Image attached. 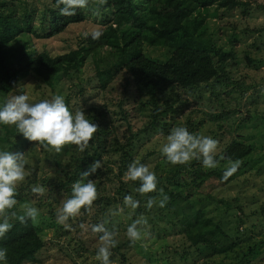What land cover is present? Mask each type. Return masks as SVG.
Instances as JSON below:
<instances>
[{"label": "rangeland", "instance_id": "374dc122", "mask_svg": "<svg viewBox=\"0 0 264 264\" xmlns=\"http://www.w3.org/2000/svg\"><path fill=\"white\" fill-rule=\"evenodd\" d=\"M240 1L249 4L248 14L244 15L241 8L223 11L212 7L207 16V22L208 32L212 35L216 47L231 50L235 53L234 61L228 66L229 75L233 82L241 83L243 87L235 84L228 87L224 83L216 84L214 88L217 97L211 96L210 90H207L203 96H200L199 92L174 91L179 94L183 103L176 102L173 107L175 112H169L168 115L161 116L154 126L155 128L138 137L133 152L136 153V161H139L144 154L153 152V155L144 164L156 174L161 175L165 171L171 170L175 165L169 163L161 155L160 146L166 141V136L172 127L177 125L186 126L187 121L194 122L196 125H198V121H201L202 125L198 126L194 133L210 135L218 141L215 155L219 154L221 151L220 146L222 143L225 144L230 137H235L252 145L253 156L256 159L242 169V171L246 170L242 177L234 178L223 187L210 189L206 185L204 189L193 191L196 196L191 199V202H194L198 208L200 199L205 197L203 202L205 214L215 221H221L223 231L226 234V236L210 244L212 245L213 254L211 253L212 256L207 257V262L214 264H264V225L259 223L261 221L258 219L255 221L257 229L254 232L244 230L238 223V213L234 207V199L238 200L237 203L245 206L247 211L261 210L259 207L262 203L264 204V31L260 33L256 31L264 26V0ZM8 2L10 3L9 7L16 9L17 16H23L25 10L29 7L39 10L43 7V4H49L51 0H15L13 3ZM97 2H101V0H89L88 6L84 10H94ZM85 15V21L68 26L64 32L54 37L48 39L31 37V39H27L29 42L28 49L31 52L30 56L45 50L49 51L51 55L64 54L77 46L80 37L85 36V32L90 33L94 29H103L98 23L100 15H92L91 12ZM142 53L159 61H164L167 56L163 48L147 45L142 47ZM104 58L108 67L99 78L95 76L94 64L88 61L80 68L79 73H72L68 77H61L56 80L51 89L31 74L20 82L19 87L12 95L23 92L32 101L48 99L55 94L63 95L70 110L82 108L91 120L94 112L97 110L102 112L103 125L109 126L110 129L113 127L112 123H114L115 134L118 137L121 136L120 141H124L123 138L128 134L138 132L149 124L153 109L148 107L147 99L138 97L130 85L124 95L127 98L122 106L123 111L128 114L127 121L130 124L128 129L127 124L121 119V111L117 105L119 99L123 97L122 91L125 78L128 76L123 66L124 62L115 68L112 66L118 59L113 53H107ZM100 67L103 69L101 65ZM247 86L255 87L246 91L243 95L240 88H246ZM258 95L263 98L258 97L256 99ZM168 98V95L159 97L160 107L163 108L167 105ZM170 99H174L173 94L170 95ZM2 102L3 99L0 97V104ZM248 110L250 112L254 110L251 119L246 116ZM226 112H230L231 115L218 122L211 121L213 116ZM218 126H221V129ZM0 128H2L0 133V144L2 143V145H0V149L23 152L26 159V177L24 181L17 184V191L27 178L34 175V171H37L35 176L40 183L45 178H63L61 170L64 165L70 161L74 153L80 154L81 152L80 147L74 144L63 145L61 150L56 152L51 147H44L36 141L26 140L22 134L15 131L14 125L0 124ZM3 129L8 132L4 133ZM106 136L104 137V147L109 148L111 138L109 136L106 139ZM221 138L222 142L220 141ZM15 141H20V145L17 142V146H15ZM92 147L94 149L95 145H92ZM91 154L94 155L93 152ZM115 159L116 156L103 155V160L110 169L108 172L116 170L115 165L111 163ZM114 162H117V160ZM125 173L122 175L121 180L126 182L129 179L126 178ZM116 176L110 173L108 177L101 180V183L92 181L96 185L97 196L94 205H90L89 215L83 217L79 211L71 221H66L67 226L58 223L56 218L51 216L50 209L47 207L48 203H52L57 211L62 200L66 198L60 194L52 196L47 188H44L43 193H33L32 188L35 186L29 187L30 190L25 196V203H16L14 206L15 213L17 215L23 214L25 205L37 207L39 214L34 220V224L40 229V235L45 241L44 249L37 255L38 263L30 264H100L95 253L101 244L99 240L101 234L92 231L91 222L94 220L96 223H103L115 233L116 244L111 248L112 254L110 256L112 264H162L166 261L171 262L170 264L205 263L203 257L192 255L186 260H181L173 254L175 250H179L180 246L185 245L183 248H186L189 244L187 240L185 243L184 240L181 243L179 242L180 217H176L173 213H179V207L176 206L172 212L170 210L163 211L158 206L149 209L146 207V200H142L145 193L142 194L137 191L133 194H138L135 199L141 201L139 205H141L142 210L139 213L137 207L133 209L119 202L108 204L101 201V198H105V196H112L113 191L111 190L118 184ZM205 192L216 194V200L206 201ZM221 198H224L225 201L220 202ZM256 199L258 203L254 204ZM55 202L57 203L55 204ZM94 214H97L95 219H93ZM140 215L148 219L147 231L150 235L133 243L127 237L126 229ZM173 222L176 225H173ZM57 224L63 227L60 232H56L54 229ZM238 239L243 240L241 249H237L233 242L240 241ZM127 242L130 243L127 244ZM116 245L119 246L118 252H115ZM254 245L256 247L254 254L250 255L246 262H241L239 256L243 254V249L244 253H247V248L249 246L254 247ZM201 246L205 247V245ZM225 246L230 247L232 250L230 249L229 252L220 255L215 254V247ZM119 253L124 254L128 260L122 262Z\"/></svg>", "mask_w": 264, "mask_h": 264}, {"label": "trees", "instance_id": "16d2710c", "mask_svg": "<svg viewBox=\"0 0 264 264\" xmlns=\"http://www.w3.org/2000/svg\"><path fill=\"white\" fill-rule=\"evenodd\" d=\"M8 1L15 2V0H0V97L3 102L16 91L20 82L31 74L51 89L56 80L68 77L72 73H79L80 68L91 61L95 66V76L99 78L108 67L104 56L107 53H113L118 60L112 67L117 68L124 62L123 66L128 75L125 78L122 91L123 97L117 104L121 111L122 121L127 124L129 129L128 114L123 111L122 106L127 98L124 95L130 85L138 97L147 99L148 107L153 109L149 124L138 132L128 134L123 138L124 141H120L121 136L118 137L115 134L114 123H112L113 127L109 129V126L103 125V113L98 110L94 112L92 120L98 125V128L80 154L74 153L70 161L64 165L61 170L63 178H45L40 183L36 180L35 173L37 171H34V175L19 186V191L16 190L17 203H25V196L28 194L30 186H42L47 188L52 196L60 194L67 198L71 193L72 183L81 179L80 172L86 170L97 160L100 162L99 167L87 179H91L94 183H101V180L108 177L110 173L117 175L118 178V184L111 190L113 191L112 196H105V198H101V201L108 204L118 202L124 204V197L127 195H131L134 199L137 198L138 194L134 195L133 193L139 186V181L125 182L121 180V177L126 172L128 165L136 161V153H133L136 139L155 128L154 126L161 116L175 112L173 107L176 102L183 103L179 94L174 91L199 92L200 96H203L207 90H210L211 96L217 97L214 88L216 84L224 83L226 87L235 84L243 87L241 83L233 82L229 75L228 66L234 61L235 53L216 47L212 35L208 32L207 22V16L212 7L223 11L241 8L244 15L248 14L249 4L240 0H104L103 3L97 2L94 10L85 11L84 8H80L71 16L59 13L56 0H51L49 4H43L39 10L29 7L23 16H17L16 9L9 7ZM89 12L92 15L101 16L98 23L103 29L99 39L93 40L90 35L81 36L77 46L64 54L51 55L49 51L45 50L30 56L27 39L54 37L64 32L68 26L85 21V14ZM103 18L106 19L103 20ZM35 22L38 23L34 24ZM256 31L263 32L264 26ZM144 45L163 48L167 55L165 60L159 61L144 55L142 53ZM251 62L254 63L253 60ZM253 87L255 86L240 88V92L244 95ZM202 89L204 90L202 91ZM171 94L174 96L173 100L170 99ZM161 95L169 97L167 105L163 108L160 107L158 100ZM258 97L262 96L258 95L256 99ZM253 103L255 102L253 101ZM253 112L254 110L252 112L248 110L246 116L251 119ZM229 115H231L230 112L220 113L213 116L211 121L218 122ZM201 125V121H198V125L187 121L185 127L194 133ZM218 128L221 129V126ZM1 131L2 128H0V133ZM15 131L17 130L15 129ZM3 132L7 133L8 131L3 129ZM105 135H107L106 139L109 136L111 138L109 148L104 147ZM220 141H223L222 138ZM17 142L15 141V146H17ZM18 143L20 145V141ZM92 145H95L94 149ZM220 147L221 151L215 155L219 163L214 169H206L199 160L194 159L185 164H177L171 170L165 171L164 174H156L157 189L162 188L169 196V201L162 210L172 212L176 206L180 208L179 213L173 212L176 217H180L179 242L181 243L183 240L184 243L186 240L189 242L186 248H183L185 245H182L179 250L173 252L181 260H186L194 255L203 257L204 264H214L207 262V257L213 254L210 244L226 236L222 222L215 221L205 214L203 203L205 197L200 199L198 208L194 202H191V199L196 196L193 191L204 189L206 185L210 189L223 187L234 178L242 177L246 171L245 169L242 171V169L256 159L253 156L252 145L235 137H230ZM104 154L116 156L117 162H114L115 160L111 162L115 165L114 172H108L110 169L103 160ZM152 155L153 152L144 154L139 162L144 164ZM229 158L239 159L241 164L235 173L224 179L223 169ZM155 195H158V190L145 193L142 200L147 201L150 196L155 197ZM205 195L206 201L216 200V194L205 192ZM219 201L224 202L225 199L221 198ZM237 201L234 199V207L238 213V223L244 230L254 232L257 229L255 221L258 219L261 221L259 223L264 225V217H261L264 216L263 203L259 207L261 210L247 211V208ZM139 202L141 201L139 200ZM94 203L95 200L92 204L94 205ZM256 203H258L257 199L254 204ZM47 207L50 209L51 216L56 218L53 204L48 203ZM90 208V205L83 206L80 209L81 215L88 216ZM141 210V205H138L137 212L139 213ZM15 211L14 207L9 210V212ZM72 218L70 217L68 221H71ZM95 218H97V214H94L93 219ZM10 220L13 222V227L3 237H0V247L6 249V260L3 264L38 263L37 255L45 246L40 229L36 227L32 219L20 223L15 217L10 216ZM94 224H97L95 220L91 222L92 226ZM173 225L176 223L173 222ZM54 229L56 232H60L63 227L57 224ZM248 239L250 240V238ZM238 240L240 241L233 242L237 249H241L243 240ZM129 243L127 242V244ZM201 245H205V247ZM118 249L119 246L116 245L115 252H118ZM230 249L228 246L215 247V254L220 255L229 252ZM247 249V253H244L243 249V254L239 256L241 262H246L248 257L254 254L256 247L255 245L254 247L249 246ZM119 254L122 262L128 260L124 254ZM170 263L166 261L162 264Z\"/></svg>", "mask_w": 264, "mask_h": 264}, {"label": "clouds", "instance_id": "9594fccd", "mask_svg": "<svg viewBox=\"0 0 264 264\" xmlns=\"http://www.w3.org/2000/svg\"><path fill=\"white\" fill-rule=\"evenodd\" d=\"M103 3L104 0H101ZM89 0H56L59 13L71 16L80 8L88 6ZM84 35L97 40L102 36L100 29H94ZM0 124L14 125L17 133L28 141H36L44 147H51L56 152L61 146L74 144L81 150L86 147L96 132L98 125L89 118V115L80 108L70 110L65 102V97L60 94L52 95L48 99L37 101L30 100L23 92L12 95L0 104ZM218 141L210 135H202L190 132L185 126L177 125L170 129L166 141L160 146L161 155L172 165L185 164L192 160H199L206 169H214L219 161L215 157ZM241 164L239 159H228L223 169V178L227 179L237 171ZM100 162L94 161L86 170L80 172L81 179L71 185L70 195L62 200L56 211L58 223L65 224L70 217L76 215L83 206L91 205L96 199L97 188L92 180L87 179L95 173ZM126 178L139 181L136 191L139 193H151L157 191L158 179L154 171L139 161L131 162L126 170ZM26 177V159L23 152H13L0 149V237H3L12 227L11 217L25 223L28 219L33 221L39 214L35 206L25 205L23 214L17 215L9 212L17 203L16 186ZM33 193H43L42 186L32 188ZM169 201V196L161 188L158 195L150 196L146 201V207L153 206L163 208ZM139 201L131 195L124 197V205L135 209ZM148 219L140 215L133 220L126 229V235L131 242L147 238ZM92 231L100 233V246L95 256L100 264H112L110 260L111 248L115 246V233L109 230L103 223L92 226ZM6 260V249L0 247V264Z\"/></svg>", "mask_w": 264, "mask_h": 264}]
</instances>
